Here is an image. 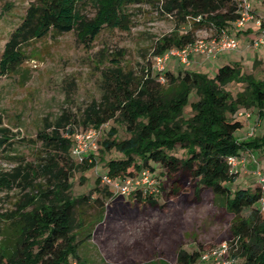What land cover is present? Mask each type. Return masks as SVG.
<instances>
[{"label": "trees", "instance_id": "trees-1", "mask_svg": "<svg viewBox=\"0 0 264 264\" xmlns=\"http://www.w3.org/2000/svg\"><path fill=\"white\" fill-rule=\"evenodd\" d=\"M86 2L95 7L91 17L83 12ZM138 2L29 0L20 22L3 45L0 74L16 72L28 57L26 47L30 42L47 35L75 31L77 40L88 44L103 27L128 29L130 20L125 7ZM161 12L174 15L175 28L155 41L153 57L192 42L198 26L231 27L238 15L233 0H162ZM187 22H191V28L180 33L179 24ZM157 74L160 73L154 74L152 67H147L139 79L133 80L131 72H124L121 66L107 67L103 72L101 99L93 101L81 119H73L62 131L65 118L59 117L37 131L36 139L46 149L37 168L46 175L48 185L34 195H26L32 205L30 209L24 205L12 215L13 232L0 236V264H86L79 247L90 238V233L79 237L84 231L75 229V208L89 197L73 195L70 178L75 171L86 170L93 164L85 165V156L79 162L74 161L76 156L71 149L77 124L99 128L109 120L121 125L128 136L119 138L112 126L108 131L110 137L101 141L104 149H115L121 155L105 163L108 176L123 179L148 169L152 175L159 177L162 172L168 179L183 174L194 184L195 194L203 187L212 189L223 196L226 209L235 216L229 240L236 242L233 254L242 258L238 264H264V210L258 205L259 185L256 181L253 188L243 186L234 190L225 185L235 179L229 172V155L244 149H264V130L241 141L234 135L244 124L236 115L240 111L252 109L255 115L264 118V79L242 73L238 62L223 64L213 76L203 71L185 69L174 74L165 70L162 82L157 80ZM232 82H244L245 86L232 95L225 88ZM192 93L197 97L195 100H190ZM186 106L190 108L188 115L183 111ZM7 130L0 126V134ZM3 140L0 135V144ZM177 147L183 150L181 156L175 154ZM156 166L160 172H156ZM30 171L34 174V170ZM18 173L16 168L11 176ZM28 176L26 173L24 179ZM176 181L172 182L170 192L174 191ZM8 184V178H0V187ZM105 188V193L111 196V191ZM143 196L139 191L134 193L138 201ZM145 202L153 204L156 200L147 196ZM245 209L250 212L244 216L241 213ZM201 251L202 246L192 251L179 247L175 264H195ZM148 262L166 264L155 258Z\"/></svg>", "mask_w": 264, "mask_h": 264}, {"label": "rangeland", "instance_id": "rangeland-1", "mask_svg": "<svg viewBox=\"0 0 264 264\" xmlns=\"http://www.w3.org/2000/svg\"><path fill=\"white\" fill-rule=\"evenodd\" d=\"M161 2L140 0L128 4L125 10L129 14V28L103 27L88 44L79 42L75 31L31 41L26 47L28 57L18 70L0 74V126L8 129L0 134L4 137L0 144V178L9 179L8 185L0 187V236L13 232L11 217L17 210L24 205H27L25 209L32 207L26 195H34L48 185L46 175L37 168L46 152L36 139L37 131L44 128L46 122L53 123L59 117L65 118L62 131L73 119H81L88 106L101 99L103 72L107 67L119 65L124 72H131L133 80L139 79L147 67H152L154 74L157 72L153 68L152 56L155 41L175 28L174 15L161 12ZM28 3L29 0H0V54ZM252 5L254 13L264 21V0L253 1ZM82 9L88 17L95 12L91 2L84 3ZM190 23H180L178 31L184 33L191 28ZM212 32L209 24L198 26L194 29V37ZM253 32L245 37L249 31L233 30L238 37V47L215 58L197 63L192 61L185 66L176 57H171L164 71L177 74L186 69L213 76L223 64L238 62L242 73L264 79V44L252 45L251 38L256 35V29ZM164 71L156 75L157 80L164 81ZM244 86V82H232L225 88L235 95ZM196 98L194 93L190 95V100ZM183 111L188 115L189 106ZM254 122L257 123L255 133L260 134L264 130V118L256 120L254 117ZM112 126L116 127L119 138L128 136L113 120L100 125L82 155V159L86 157L85 165L93 166L75 171L70 178L72 194L89 197L87 202L75 208V229L84 231L79 237L90 233V238L82 241L79 247V254L86 264H150L148 261L154 258L157 262L160 259L166 264H175L179 247L192 251L202 246L204 250L230 239V225L235 216L226 209L223 196L207 187L195 194L194 184L183 174L168 179L156 166L159 177L151 175L158 182L159 193L151 196L156 200L153 204L145 202L147 196L143 194V200L138 201L135 192L106 194L104 188L113 193V187L103 181L105 163L121 156L115 149L106 150L101 144L104 137H110L108 131ZM90 128L79 123L76 132L86 133ZM251 128L243 124L235 131V138L240 141L248 138ZM182 151L177 147L175 154L181 156ZM252 152L260 169L264 170V149L256 148ZM73 159L76 162L82 160L80 157ZM16 168L19 173L12 177ZM250 170L249 165L245 170L240 168L234 174V182L225 185L231 190L257 186ZM26 173L29 176L24 179ZM175 180L174 191L170 192ZM96 198L98 202L94 201ZM249 212L250 209H245L241 214L245 216ZM236 256L238 263H242V258Z\"/></svg>", "mask_w": 264, "mask_h": 264}, {"label": "built area", "instance_id": "built-area-1", "mask_svg": "<svg viewBox=\"0 0 264 264\" xmlns=\"http://www.w3.org/2000/svg\"><path fill=\"white\" fill-rule=\"evenodd\" d=\"M237 6L238 15L231 22L234 31H244L249 25L256 29V35L251 38L254 47L264 44V21L254 13L253 1L256 0H233ZM195 20H199L196 17ZM212 33L209 35H201L192 42L183 47H171L162 54L154 56L153 68L162 73L165 69L167 61L171 57H176L181 63L190 64L192 55L201 54L206 59L215 58L224 51H232L238 47V37L230 32L229 27L215 28L210 24ZM254 113L250 110H244L237 113L238 116H244L245 121ZM98 128L91 127L86 133H75L74 142L71 152L76 157L82 159L83 153L87 150L88 144L91 143L90 138L96 136ZM255 133V126L247 133L252 136ZM245 151L232 154L227 157V164L231 174H237L240 168L246 167L249 159L255 163L252 173L256 176V181L260 188V198L258 200L259 207L264 210V170L260 169L259 162L252 156H248ZM103 181L113 187V193L131 194L139 191L145 196H153L159 193L158 182L153 178L148 169H143L136 176L126 177L124 179L111 178L107 174L103 176ZM237 249L236 242L231 240H222L208 249H204L198 256L195 264H238L237 256L233 253Z\"/></svg>", "mask_w": 264, "mask_h": 264}, {"label": "crops", "instance_id": "crops-1", "mask_svg": "<svg viewBox=\"0 0 264 264\" xmlns=\"http://www.w3.org/2000/svg\"><path fill=\"white\" fill-rule=\"evenodd\" d=\"M257 1H259V0H257ZM253 26L252 25H249L245 30H244V32H246V31H249V33L248 34H246V36L245 37H247V36H249L250 34H252V33H254L253 32ZM230 32H232L234 29L232 28V27H230ZM255 30V29H254ZM201 59V60H200ZM204 60H207L205 57H203L201 54H198V53H195V54H193L192 55V61H193V63L195 62V63H197V62H201V61H204ZM205 64V63H204ZM185 66H187V65H189V64H184ZM240 117H243L242 119H243V121H244V124H246L247 126H255V124H257V123H255L254 122V117H255V119L256 120H259L260 119V117L258 116V115H255V114H253L252 116H251V118L247 121V122H245V119H244V116H240ZM243 151H245V152H247L248 153V151H250V153H249V155H252L253 157L255 156L254 155V152H252V150H250V149H244ZM250 166L251 167V174L250 175H252V176H254V178H256L255 177V175H253L252 174V171L254 170V167H255V163H253L250 159H249V161H248V163H247V165H246V167H243V168H241V169H243V170H245V169H247V166Z\"/></svg>", "mask_w": 264, "mask_h": 264}]
</instances>
